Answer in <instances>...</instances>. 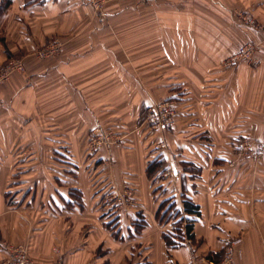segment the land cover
I'll list each match as a JSON object with an SVG mask.
<instances>
[{"label": "crops", "instance_id": "obj_1", "mask_svg": "<svg viewBox=\"0 0 264 264\" xmlns=\"http://www.w3.org/2000/svg\"><path fill=\"white\" fill-rule=\"evenodd\" d=\"M106 13L0 0V66L26 64L0 84V262L26 246L39 264H204L241 238L236 264H264V162L230 166L235 138L264 143V33L242 19L264 26V0H113ZM54 39L63 51L39 60ZM249 42L259 65L226 67ZM159 102L177 121L151 130ZM98 130L124 145L93 150ZM127 185L133 204L105 205ZM185 201L191 237L170 246L161 208Z\"/></svg>", "mask_w": 264, "mask_h": 264}, {"label": "built area", "instance_id": "obj_2", "mask_svg": "<svg viewBox=\"0 0 264 264\" xmlns=\"http://www.w3.org/2000/svg\"><path fill=\"white\" fill-rule=\"evenodd\" d=\"M89 4L94 7V10L102 13L103 6L108 2V0H88ZM243 21L251 25L254 29L264 33V26L256 23L251 17L244 16ZM64 47V42L61 39H54L42 48L38 49L35 52V56L39 60H47L49 58H54L58 56ZM257 45L255 43H246L244 44L239 53L232 58L225 61L224 65L226 67L236 66L241 63H247L253 67L259 65L260 61L257 57ZM26 72V64L23 59L12 58L7 63L0 66V84H3L10 80V78L15 74H23ZM177 121V112L174 105L171 102H159L153 104L148 111V124L155 130H165L173 127ZM99 131V130H98ZM113 143L111 139V133H105L103 131L96 132L94 137L91 139L89 146L93 150L108 146ZM236 146L241 149V153H244L245 150L250 152L249 154L253 156L262 157L264 160V143L260 146V152L258 154L254 153V148L256 144L248 138L237 137L234 140ZM166 146L165 142L160 144V147L164 148ZM135 200V191L130 186L127 185L122 194L107 199L105 205L112 208L116 212L123 211L126 207L134 203ZM184 211V212H183ZM185 208L181 210V214L177 215L181 223V227L184 233V239H188L186 235V229L190 225L189 221H186L185 218ZM182 216V217H181ZM177 217H172L171 221L174 222L172 228L177 224L175 219ZM181 217V218H180ZM183 219V220H182ZM179 221V222H180ZM178 241V240H177ZM242 239L235 238L227 244V247L224 251L223 257L220 261L206 259L204 264H236L237 260L242 255L241 250ZM0 264H39L33 261L30 256L26 246H19L11 248L9 255L3 259ZM55 264H65L63 259H59Z\"/></svg>", "mask_w": 264, "mask_h": 264}, {"label": "rangeland", "instance_id": "obj_3", "mask_svg": "<svg viewBox=\"0 0 264 264\" xmlns=\"http://www.w3.org/2000/svg\"><path fill=\"white\" fill-rule=\"evenodd\" d=\"M88 1V0H87ZM113 0H108V2L106 3V4H104V6H103V11H102V13H100V12H97V11H95L94 10V7L92 6V5H90L92 8H93V10L95 11V13L96 14H98L99 16H102V17H104V16H106V12H107V8H108V6H109V4L112 2ZM130 1H133V2H136L137 4H141L144 0H130ZM89 3V2H88ZM62 40V39H61ZM45 46V45H44ZM42 48V47H41ZM149 126L150 127V129L151 130H155L154 128H152L149 124H148V115H147V117H146V126ZM158 130V129H157ZM111 133V132H110ZM111 139L112 140H114V141H116V143H118V144H116V146H119V147H122L124 144V138L122 137V136H120V135H117V134H115V133H111ZM122 140V141H121ZM252 142H254V141H252ZM250 152H248V153H240V154H238L237 155V159H236V161L234 162V163H232V164H230V166H234L235 164H237V163H240V162H243V161H245V160H247V161H254L256 164H260V163H262V162H264V160H263V158L262 157H259V156H253V155H251V154H249ZM150 168H151V165L149 166V168H148V172H147V174H148V177L150 178V179H154V177H155V174L153 173V169H151L150 170ZM153 173V174H152ZM181 213H180V210L179 209H176L175 207L173 208V207H171V205H170V202L169 203H166V205H163V207L161 208V215L163 216V218H165V221H167L169 218H170V216H176V215H180ZM168 217V218H167ZM54 251H55V253L56 254H60V252H59V250H58V248H54ZM29 256H30V254H29ZM33 261H35L32 257H30Z\"/></svg>", "mask_w": 264, "mask_h": 264}, {"label": "trees", "instance_id": "obj_4", "mask_svg": "<svg viewBox=\"0 0 264 264\" xmlns=\"http://www.w3.org/2000/svg\"><path fill=\"white\" fill-rule=\"evenodd\" d=\"M44 1L45 0H26V2L29 5H31V4L32 5L33 4H42ZM163 167H164V163L163 162H161V163H153L151 165L150 170L153 169V173L155 174L157 171H161L163 169ZM184 203H185V205H184L185 206V212L187 214H189L190 212L191 213H198V208L195 205H192L190 202H187V201H185ZM171 207L174 208L175 206L171 205ZM172 217H173V215L170 216L168 221L171 220ZM174 217H177V215L174 216ZM164 219L165 218H163V220ZM189 224L190 225L186 229V235L190 238L193 226H192L191 221H189ZM183 237H184V233H183V230H182V227H181V223H177V225L172 229V231L165 235V239L167 241V244L170 245V246H175L177 244H180V241L182 240Z\"/></svg>", "mask_w": 264, "mask_h": 264}]
</instances>
